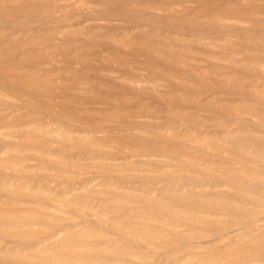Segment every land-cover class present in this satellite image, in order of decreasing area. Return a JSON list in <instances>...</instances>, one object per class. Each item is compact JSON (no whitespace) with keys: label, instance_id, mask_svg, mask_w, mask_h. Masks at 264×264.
I'll list each match as a JSON object with an SVG mask.
<instances>
[{"label":"rangeland","instance_id":"obj_1","mask_svg":"<svg viewBox=\"0 0 264 264\" xmlns=\"http://www.w3.org/2000/svg\"><path fill=\"white\" fill-rule=\"evenodd\" d=\"M0 264H264V0H0Z\"/></svg>","mask_w":264,"mask_h":264}]
</instances>
